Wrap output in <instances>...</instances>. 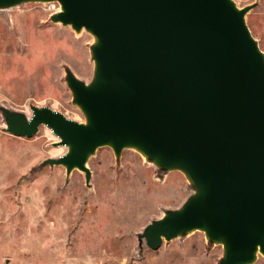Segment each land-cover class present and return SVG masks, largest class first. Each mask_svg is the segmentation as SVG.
<instances>
[{"label": "water", "instance_id": "water-1", "mask_svg": "<svg viewBox=\"0 0 264 264\" xmlns=\"http://www.w3.org/2000/svg\"><path fill=\"white\" fill-rule=\"evenodd\" d=\"M57 2L51 21L93 37L90 82L67 67L84 121L31 105L0 106L5 131L34 137L46 126L66 148L42 166L74 170L109 147L135 150L161 172L182 173L193 193L138 234L153 251L195 231L223 248L218 264L264 257V52L234 0H0V10Z\"/></svg>", "mask_w": 264, "mask_h": 264}, {"label": "rangeland", "instance_id": "rangeland-1", "mask_svg": "<svg viewBox=\"0 0 264 264\" xmlns=\"http://www.w3.org/2000/svg\"><path fill=\"white\" fill-rule=\"evenodd\" d=\"M264 52V0H234ZM51 3H29L0 10V106L31 117V105L50 107L84 121L73 104L65 70L90 82L93 37L51 21ZM0 113V264H218L223 248L195 231L164 241L156 250L138 234L166 210L177 209L193 193L180 172H161L135 150L117 161L103 147L84 173L66 178L62 166H42L66 148L46 126L32 138L7 133ZM255 264H264L259 256Z\"/></svg>", "mask_w": 264, "mask_h": 264}, {"label": "built area", "instance_id": "built-area-1", "mask_svg": "<svg viewBox=\"0 0 264 264\" xmlns=\"http://www.w3.org/2000/svg\"><path fill=\"white\" fill-rule=\"evenodd\" d=\"M54 6L58 7V10L61 9L60 5L57 2H54Z\"/></svg>", "mask_w": 264, "mask_h": 264}, {"label": "bare ground", "instance_id": "bare-ground-1", "mask_svg": "<svg viewBox=\"0 0 264 264\" xmlns=\"http://www.w3.org/2000/svg\"><path fill=\"white\" fill-rule=\"evenodd\" d=\"M60 11V9L58 10V12Z\"/></svg>", "mask_w": 264, "mask_h": 264}]
</instances>
